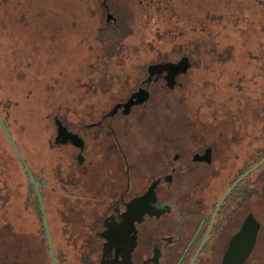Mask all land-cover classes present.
Instances as JSON below:
<instances>
[{
  "label": "flooded vegetation",
  "instance_id": "obj_1",
  "mask_svg": "<svg viewBox=\"0 0 264 264\" xmlns=\"http://www.w3.org/2000/svg\"><path fill=\"white\" fill-rule=\"evenodd\" d=\"M102 4L112 15H106V22H117L108 0ZM119 60L134 61L121 69H134L137 64L142 72L127 74L125 79L120 73L116 82H107L119 89L103 90L100 99L107 100L101 108L81 105L91 95L80 90L83 95L74 110L78 113L79 109L84 113L80 118L87 116L90 121L66 123L60 115L65 106H58L55 116L73 137L64 140L57 127L59 161L48 185L58 209H66L58 212L68 226L69 254L77 264H223L231 240L252 216L260 229L244 264H264L263 245L258 243L262 224L248 209L251 183L245 185V195L241 189L237 194L233 191L237 184L222 200L252 160L249 152L244 163L240 153H233L229 161V154L220 151L227 144L221 142L224 138L192 136L190 122L172 121L171 111L160 114L159 127L154 123L147 127L152 137H123L121 142L118 136L136 112H163L159 98L187 84V73L195 63L191 55ZM155 98L158 101L152 104ZM205 111L217 117L226 108L211 100ZM142 148L147 152L140 153ZM59 254L54 251L56 264Z\"/></svg>",
  "mask_w": 264,
  "mask_h": 264
},
{
  "label": "rangeland",
  "instance_id": "obj_2",
  "mask_svg": "<svg viewBox=\"0 0 264 264\" xmlns=\"http://www.w3.org/2000/svg\"><path fill=\"white\" fill-rule=\"evenodd\" d=\"M15 1L21 2L19 9L25 13L26 19L32 20L36 14L39 23L37 35H30L35 40L34 43L30 47L26 46L27 50L22 53V57L19 60L20 64H24L25 60L30 59V66L27 68L30 76L28 77L26 73L23 74L24 79L22 81L26 82L27 88L22 87L21 83L14 84L13 82L6 83L5 87V94H8V98L12 101V107L9 111L14 118L18 119L19 117V123H15L14 125L13 134L22 148V150L19 149L29 167L33 171H39L40 173L43 171L44 175L46 173L53 175V171L59 161L57 153L59 150L55 146L53 149L51 145L54 143L57 135V126L54 118L59 113L56 112L52 117H48L44 112L51 109L52 106L50 104L73 103L72 107L70 105V109L72 110L71 116L76 117V119L69 118L70 122L77 124V117L84 115L79 109H76L78 113L73 110L76 108V103L80 104L79 96L83 94L79 91L82 90L81 86L88 77L89 65L93 62L90 51L93 39L90 38L91 34L88 29L82 26L81 22L83 18L79 14L82 9L80 10L78 6L74 5L77 0ZM226 2L232 4L236 0L158 1L160 7L156 9V12L162 10V12L165 11V15H168L170 12L172 15L165 19L163 14L159 17L157 13L152 12L150 26L148 27L150 34L148 33L146 41L156 42L157 48L153 49L152 54L154 57L151 54L150 56L152 57L150 59L155 57L178 58L184 54H190L194 58L195 63L187 73V84H180L176 86L175 93L166 94L162 98H159L163 112H152L145 109V112H136V114L129 117V121L127 120L128 124H126L127 122L124 123L127 126L122 132L118 133L121 142L123 137H139V139L146 136L148 138L152 137L147 127L153 123L157 127V123L161 120L160 114L165 111H171L172 121H181L183 119V121L185 120L184 122H190L187 126L192 132V136H204L211 139L214 136L224 138L225 141L221 142H227V144L220 145L221 147L224 146V149L220 151L221 154H229L226 155L227 158H230L233 153H240L243 159L242 162L244 163V155L247 152H249V155H252L253 148L261 144V118L262 116L264 118V99L262 98L264 93V76L262 74L249 75V79L253 81V84H248L249 89L246 90V93H251L252 95L251 104L254 110L233 108L228 112L218 113L217 117L210 111L203 112V109L211 104V100L219 102L221 96L220 85L230 76L236 67L237 60L230 62L226 66L228 74L222 78L218 77L217 58L209 57L210 55L208 54L209 52H213L218 46L222 48L229 43L235 44L241 42L243 37L249 42L250 47L253 48L254 54L259 57L257 66L261 67L264 72V55L259 46L263 42V38L254 30L253 23L250 20L242 25L243 32L241 34L239 33V28L237 30L236 27L233 28V22L227 21L225 28H222V23H211L210 20H206L205 26L202 25V20L206 18L207 13H210V15L220 14ZM54 3L58 4L57 19L52 16L54 9L51 6ZM96 10L102 14V19L106 21L107 13L102 8ZM17 11L12 5L10 11L12 31L9 37L12 40L13 37L19 34L20 40L25 42V28L14 25ZM39 13L41 14L40 21ZM81 13L83 12L81 11ZM58 19L59 22L56 21ZM167 24L172 26L178 24L179 31L176 32L175 41L169 44H162L161 41L168 39L164 36L166 29L163 27ZM158 25L162 26L158 27ZM202 31L205 33H200ZM220 31H224L228 37L220 38L218 36ZM229 34L232 37H229ZM118 37L125 44L129 41L125 36L119 35ZM125 44H123L124 47L127 45ZM15 52L16 50L11 48V55H14ZM220 56L223 55L220 54ZM237 58L243 60L242 62L247 60L241 50L237 51ZM137 66V64H134V69L130 68L122 71V78L128 77L127 74L135 76V71L138 72L137 74L142 72ZM257 66L254 65L253 69L256 70ZM247 70L249 71L251 68L247 67ZM183 78L185 79V77ZM45 86H48V93L53 88L55 89V94L51 99H47ZM28 90H31L32 93L29 97H26V91ZM76 98L77 101H75ZM46 99L50 102L47 103ZM106 100L90 98L84 100L81 105L91 104L101 108V106L106 105L104 103ZM154 100H151L152 104L158 101L156 98ZM217 102L215 105H219ZM106 103L109 106L111 105L110 100ZM93 114L96 115L98 113L95 112ZM83 119L85 121L91 120L87 116H84ZM125 120H121V122ZM131 120L132 122L129 123ZM147 131L149 132L147 133ZM171 136L176 138L178 135L173 134ZM3 150L8 151L9 147L0 136V151ZM68 150L70 151L69 148H66L65 152L68 153ZM139 152H147V149L142 148ZM228 160L230 161L231 158ZM1 197L2 195L0 194ZM50 198H53V194ZM53 200H49L51 202L50 204L48 203V206L45 204V210L54 251L56 253L60 251L66 252L67 263L77 264L74 256L69 254L72 242L69 239L68 226L65 223L64 217L58 212L59 209L63 211H66V209L63 206L58 209L59 205L54 203ZM2 204L3 202L0 205ZM248 209L253 213H258L260 210L258 204L254 202H252L251 207L248 206ZM6 237L7 234L4 238H0V242H3V239Z\"/></svg>",
  "mask_w": 264,
  "mask_h": 264
},
{
  "label": "trees",
  "instance_id": "obj_3",
  "mask_svg": "<svg viewBox=\"0 0 264 264\" xmlns=\"http://www.w3.org/2000/svg\"><path fill=\"white\" fill-rule=\"evenodd\" d=\"M158 1L160 0H108L109 7L114 12L115 17L118 18L117 22L109 23L104 21L101 17L102 14L96 10L98 8L104 10L102 0H77L75 2L74 5L78 6L80 10L82 9L81 11L83 12L81 13L80 11L79 13L83 18L81 22L82 26L88 29L91 34L90 38L93 39L90 47L93 62L89 65L88 77L81 86L82 89L90 93V98L100 99L103 90L109 89L111 91H117L119 89L117 85L109 87L106 84L109 81L116 82V75L126 70L121 69V67H128L134 62L133 60H124L121 62L119 58L150 59L153 56L152 52L154 48H157V43L146 41L152 12L157 13L159 17L163 14L165 19L172 15L171 12L165 15V11L162 12V10L156 12V9L160 7ZM12 5L18 10L14 25L25 28V42L20 40L19 34L10 40L9 34L12 31L10 11ZM57 5L54 3L51 6L54 9L52 16L55 19L58 18L56 14L59 11ZM20 6V1L0 0V113L13 139L22 150L13 134L14 125L15 123H19V117L18 119L14 118L9 111L12 107V101L8 98L9 95L5 94V87L6 83L11 82L14 84L21 83L22 87H26V82L22 81L24 79L23 74L26 73L28 77L30 76L27 72V68L30 66V59L25 60L24 64H20L19 60L22 57V53L27 50L26 46L30 47L34 43L35 40L30 35H37L39 22L36 14L32 20L26 19L25 13L19 9ZM40 19L41 14L39 13V21ZM206 20H210L211 23H222V28L226 27L227 21L233 22V28L236 27V30L239 28L240 34L243 32L242 25L250 20L253 23L254 30L263 38V42L259 46L264 55V0H236L232 4L226 2L220 14L210 15V13H207L206 18L202 20L203 26L206 25ZM56 21L59 22V19ZM177 25L172 26L167 24L163 26L166 29L164 36L168 39L161 41L162 44H169L175 41L176 32L179 31V25ZM161 26L158 25V27ZM200 33L205 32L202 31ZM119 35L122 37L125 36L127 40L129 39L128 43H126L129 46L122 39H119ZM218 36L220 38L228 37L224 31H220ZM229 37H232L231 34H229ZM220 47L218 46L213 52L208 53L210 55L209 57L217 58L216 65L218 66L219 78L225 77L228 74L226 66L230 62L237 61L235 70L220 85L221 96L219 102L213 100V104L215 105L217 102L219 106L226 108L225 112L233 108L239 110L242 108L254 110L251 104L252 95L251 93L247 94L246 90L249 89L248 84H253V81L249 79L250 74L258 75L260 73L264 76L263 69L257 66L259 57L254 54L253 48L250 47L249 42L243 37L241 42L235 44L229 43L222 48ZM11 48L16 50L14 55H11ZM237 49L241 50L242 54H244V57L247 59L245 62L238 59L239 57L236 59ZM151 54L152 56H150ZM220 54L223 56H220ZM191 59L192 61L194 60L192 56ZM254 65L257 66L256 70L253 69ZM10 66L11 68L9 69ZM240 66L242 67L239 68ZM247 67L249 69L251 68V70L248 71ZM45 88L47 90V99H51L55 94V89L53 88L48 93V86H45ZM31 93V90L26 91V97H29ZM262 98L264 99V93ZM47 99V103L50 102ZM50 105L52 106L51 109L44 112L48 117H52L57 112L58 106H65V108H61L63 120L71 124L69 118L76 119V117L71 116L72 110L70 109V105L72 107V104L59 103L57 105ZM73 111L75 112V110ZM81 120L83 119L77 117L78 122ZM261 122V146L259 145L253 148L251 152L252 160L247 166L243 167L242 172L237 174L234 178L235 180L249 168L264 160L263 116ZM0 136L9 147L8 151H0V194L2 195L0 204L3 202L0 205V238H4L7 234L3 242H0V264H43L44 262L45 264H53L37 189L1 122ZM56 144L54 141L51 145L53 149L56 147ZM31 171L41 189L44 205L46 204L48 206L49 200L52 199L50 198L52 193L48 185L52 184L53 176L52 174L46 173L43 177L39 171H33L32 169ZM248 183H251L252 186V202L257 203L260 209L254 215L262 224V231L258 243L264 247V164L244 178L233 191L237 194V192L240 193L239 189H241L240 194L245 195V185ZM263 247H260L261 251H264ZM59 253V264H68L66 261L67 253L61 251Z\"/></svg>",
  "mask_w": 264,
  "mask_h": 264
},
{
  "label": "water",
  "instance_id": "obj_4",
  "mask_svg": "<svg viewBox=\"0 0 264 264\" xmlns=\"http://www.w3.org/2000/svg\"><path fill=\"white\" fill-rule=\"evenodd\" d=\"M107 15L108 16H112L110 13H108ZM184 61L187 62L188 59L183 60L179 64V66H181V64H183ZM140 93L141 92L139 91L136 94L140 95ZM0 122H1V124L3 126V128L5 129L8 137L10 138L13 146L15 147L20 159L22 160L23 164L25 165V168L28 171L29 175L31 176V178L33 180V183L35 184V187L37 189V192H38V195H39V198H40V201H41V206H42V211H43V216H44V221H45V227H46V233H47V239H48V245H49V248H50L52 262H53V264H56L54 250H53L52 241H51L50 230H49V223H48L47 214H46V210H45V205H44V202H43V197H42L38 182L35 179V177H34L32 171H31L28 163L24 159V157H23L18 145L16 144L15 140L13 139L12 134H11L8 126L6 125L1 113H0ZM55 124L57 125V127L59 129V132L61 134V137L64 140L73 138L72 135L61 124V122H60V120L58 118H55ZM263 164H264V160H262L261 162L255 164L254 166L249 168L244 174H242L240 177H238L235 180V182L232 184V186L226 191V193L223 196L222 200L225 198V196L231 191V189L234 186L239 184L240 181H242L245 177H247L250 174H252L255 170H257ZM259 229H260L259 222L256 220L255 217L250 216L247 219L246 223L244 224V227H243L242 231H240L231 240L230 248H229L228 252L224 256L223 264H244L245 260L247 259V257H249V255L251 254V251L253 250V248L255 246V243L257 241V236H258V233H259Z\"/></svg>",
  "mask_w": 264,
  "mask_h": 264
}]
</instances>
